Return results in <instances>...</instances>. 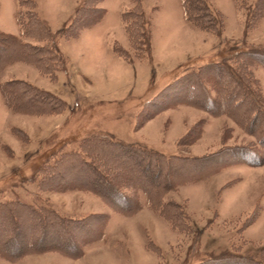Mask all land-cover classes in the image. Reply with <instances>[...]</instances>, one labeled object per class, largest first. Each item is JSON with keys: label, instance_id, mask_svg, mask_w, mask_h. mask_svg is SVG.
Masks as SVG:
<instances>
[{"label": "rangeland", "instance_id": "1", "mask_svg": "<svg viewBox=\"0 0 264 264\" xmlns=\"http://www.w3.org/2000/svg\"><path fill=\"white\" fill-rule=\"evenodd\" d=\"M19 1L0 0V30L19 33L17 11L31 10L29 1L22 6ZM31 1L53 33H60L84 2ZM87 2L99 11L84 20L102 17L77 37L57 38V46L63 40L65 54L60 51L63 62L54 76L43 74L31 62L10 60L6 52L0 66V85L24 80L66 104L58 112H13L0 92V202L18 200L52 208L71 219L87 218L83 222L87 226H71L81 253L74 257L48 251L16 261L0 254V264H215L214 258L227 253L264 260V164L249 165L234 149L243 146L263 156L257 137L229 116L182 104L157 111L161 100H154L187 71L223 61L250 46L264 48V0H205L222 23L218 34L191 25L180 0ZM135 6L142 28L149 32L148 48L147 38L141 45L142 57L135 55L122 16ZM116 47L128 53V60L115 52ZM250 69L264 97V65L255 62ZM210 74V69L202 72L203 77ZM208 87L214 96L213 86ZM190 130L197 132L194 141L178 143ZM103 135L183 159L174 160L180 164L173 170L174 185L162 199L181 205L189 231L171 228L144 195L140 209L123 214L94 192L74 187L77 179L68 168L55 178L65 180L67 188L47 190L39 185V169L51 164L60 151L76 150L83 138ZM123 191L131 194V188Z\"/></svg>", "mask_w": 264, "mask_h": 264}, {"label": "trees", "instance_id": "2", "mask_svg": "<svg viewBox=\"0 0 264 264\" xmlns=\"http://www.w3.org/2000/svg\"><path fill=\"white\" fill-rule=\"evenodd\" d=\"M25 1L20 0L19 5L22 6ZM27 1L31 10H18L15 15L19 33L0 30V66L4 60L1 54L6 52L10 55V60L31 62L43 74L54 76L63 62L57 38L77 37L82 29L91 27L102 15L88 22L84 20L89 17L90 12L99 11V8L90 7L86 4L87 0H84L75 10L71 21L64 23L61 32L53 33L33 10L34 2ZM180 3L185 19L191 25L218 34L222 23H218V15L216 17L209 10L205 0H180ZM137 11L135 6L123 12L122 16L135 55L142 57L139 54L141 45L147 38L148 48L149 32L146 33L142 28L140 12L136 13ZM83 12L86 14L80 17ZM22 37L44 43L32 44L21 40ZM114 50L128 60V53L123 48L116 47ZM255 62L264 65V48L254 45L245 50L234 51L223 61L187 71L158 93L154 100L160 98L161 101L155 110L160 111L169 104H182L204 109L214 116H229L247 133L256 136L260 147L264 149V97L250 69ZM205 69L211 70L212 74L208 78L202 76ZM208 85L213 86L214 96ZM0 92L4 104L13 112H58L66 108L65 102L60 98L24 80L2 82ZM144 111L139 113V117L146 113ZM196 136L197 132L190 130L178 143L190 144ZM234 149L245 158L247 164H264V155L243 146ZM174 160L183 161L182 158L165 156L162 152L137 144L114 140L108 135L88 136L80 141L78 149L60 151L53 157L51 164L41 167L39 185L47 190L67 188L69 185H63L66 184L65 180L55 181V178L68 168L73 173V178L77 179L74 187L94 192L126 215L140 209V196L144 195L152 209H156L171 228L184 232L190 230L185 211L179 203L162 199L174 185L171 178L174 176L173 170L177 168L176 165H180L174 164ZM124 188H131V194L124 193ZM86 219H71L61 216L52 208L18 200L0 202V254L10 261L48 251L80 256L81 248L77 247V242L72 238L71 226H87V223H83ZM19 240L21 243H18ZM213 260L215 264H264V260L245 258L236 253H227Z\"/></svg>", "mask_w": 264, "mask_h": 264}, {"label": "crops", "instance_id": "3", "mask_svg": "<svg viewBox=\"0 0 264 264\" xmlns=\"http://www.w3.org/2000/svg\"><path fill=\"white\" fill-rule=\"evenodd\" d=\"M80 32H81V31H80ZM61 40H62V39H61ZM61 40H59V42H58V48H59V50L63 53V50L61 49V43H62ZM62 41H63V40H62ZM63 54H65V53H63ZM66 57L69 58V56H67V55H66ZM89 75H90V74H89ZM89 75L86 74L85 76H87V77L89 78V77H91V76H89Z\"/></svg>", "mask_w": 264, "mask_h": 264}]
</instances>
